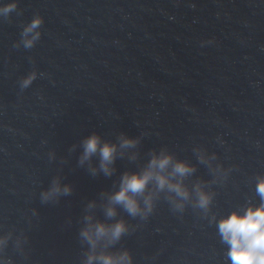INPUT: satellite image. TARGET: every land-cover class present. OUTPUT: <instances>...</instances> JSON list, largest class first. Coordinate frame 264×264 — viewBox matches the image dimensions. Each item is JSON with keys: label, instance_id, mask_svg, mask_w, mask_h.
Segmentation results:
<instances>
[{"label": "water", "instance_id": "water-1", "mask_svg": "<svg viewBox=\"0 0 264 264\" xmlns=\"http://www.w3.org/2000/svg\"><path fill=\"white\" fill-rule=\"evenodd\" d=\"M13 2L0 14V260L86 264L91 247L80 233L92 215L128 227L97 252L128 251L133 264H230L216 221L258 202L255 181L264 175V0L0 6ZM35 17L40 37L25 48L22 33ZM92 134L137 141L111 176L92 174L96 156L80 164ZM161 150L195 168L183 178L191 193L183 208L164 191L146 216L117 205L106 217L121 175ZM56 179L71 191L43 201ZM197 184L214 194L207 210L195 206Z\"/></svg>", "mask_w": 264, "mask_h": 264}, {"label": "clouds", "instance_id": "clouds-1", "mask_svg": "<svg viewBox=\"0 0 264 264\" xmlns=\"http://www.w3.org/2000/svg\"><path fill=\"white\" fill-rule=\"evenodd\" d=\"M16 8V4L9 3L0 6V14H8ZM42 23L40 17H35L23 30L22 43L25 48H31L40 37L37 31ZM35 78V73L22 81V87H27ZM137 141L121 136L119 143L102 140L97 134H92L82 142L83 152L80 164L90 162L94 156L98 157V167L90 165V171L95 175L101 171L111 176L115 171L113 165L118 156L124 155V150L134 148ZM130 159H136L133 154ZM203 157L201 160L203 161ZM195 171V168L185 161L176 160L172 154L161 150L153 152L150 159L139 171H125L116 191L107 196L105 215L113 218L117 215L116 206H121L131 216H146L153 208L154 196L167 191L173 194L172 200L177 209L183 208L182 201L190 199V191L183 185V178ZM153 185V190H149ZM70 187H61L59 179L53 181L51 188L41 194L43 201L59 195L68 194ZM196 207L207 210L213 200V193L206 191L200 184L195 185ZM255 193L258 202L249 200L240 209L233 210L227 216L216 221V227L221 243L227 246L226 257L230 264H264V175L257 176ZM143 197V204L141 203ZM94 204H89V208ZM85 226L81 230V237L88 242L91 252L86 264H133L128 251L113 254L106 251L97 252V246L102 241L103 247L117 242L128 231L123 220L107 224L96 220L92 215L85 216ZM215 220V217H213ZM6 242V237H0V247ZM0 264H4L0 260Z\"/></svg>", "mask_w": 264, "mask_h": 264}]
</instances>
